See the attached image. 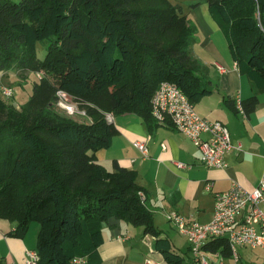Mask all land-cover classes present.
Segmentation results:
<instances>
[{
  "label": "trees",
  "instance_id": "trees-1",
  "mask_svg": "<svg viewBox=\"0 0 264 264\" xmlns=\"http://www.w3.org/2000/svg\"><path fill=\"white\" fill-rule=\"evenodd\" d=\"M203 1L252 83L242 108L224 102L250 115L264 91V0ZM39 42L47 43L44 59ZM195 42L196 27L170 0H0V71L39 74L23 104L0 92V222H13L10 235L18 238L40 224L36 264H75L78 257L102 264L98 250L111 219L144 227L168 264H185L155 226L137 172L117 160L109 171L96 153L120 133L109 114H136L153 125L152 98L163 81L194 104L212 93L192 54ZM60 90L79 101L88 120L57 108ZM205 247L232 256L227 238Z\"/></svg>",
  "mask_w": 264,
  "mask_h": 264
},
{
  "label": "crops",
  "instance_id": "crops-1",
  "mask_svg": "<svg viewBox=\"0 0 264 264\" xmlns=\"http://www.w3.org/2000/svg\"><path fill=\"white\" fill-rule=\"evenodd\" d=\"M195 22L199 27L196 35H200L196 43L201 48L199 53L192 54L200 62L201 74L212 90L197 103L196 111L209 120L222 121L229 129L232 143L241 145V151L235 148L229 151L224 168L208 167L200 159V150L173 123L155 121L151 126L138 115L127 113L112 115L120 133L109 149L96 153L105 166L111 163L114 169L117 160L121 166L137 172L155 226L171 239L177 252L190 259L189 264L194 262L190 244L168 220V213L177 211L188 220L209 222L215 211L216 192L226 191L234 183L252 190L264 172V91L259 93V103L250 115L229 108L224 100L242 102L253 94L252 83L232 59L226 36L210 12L196 17ZM218 65H223L226 71H220ZM136 141L147 142V155L135 146ZM177 162L186 167H179ZM208 182L213 184L209 190ZM159 214L166 217L167 224L159 222ZM14 228L15 224L9 220L0 222V264H26L27 250L36 248L38 230L34 240L28 234L25 238L10 235ZM103 235L104 242L98 250L102 264H144L148 258L156 264H168L155 249V237L145 233L142 226L111 219L104 224ZM183 240L186 244L182 246Z\"/></svg>",
  "mask_w": 264,
  "mask_h": 264
},
{
  "label": "built area",
  "instance_id": "built-area-1",
  "mask_svg": "<svg viewBox=\"0 0 264 264\" xmlns=\"http://www.w3.org/2000/svg\"><path fill=\"white\" fill-rule=\"evenodd\" d=\"M220 71L225 72L223 65H218ZM39 75V74H38ZM3 94L7 99L14 96L11 87H3ZM57 108L66 109L72 113L74 100L68 93L58 91ZM241 106V101L238 103ZM86 115V111H82ZM152 115L156 122L166 123L168 120L187 137L200 150V159L208 167L227 166L226 154L232 149L241 151V145L232 143L228 127L219 120L212 121L202 117L184 92L175 83L163 81L152 98ZM108 120L112 122L113 116L109 114ZM135 146L147 155L148 146L145 141H136ZM179 167H186L177 162ZM208 182L206 188H212ZM143 198L145 195L141 192ZM167 218L173 222L179 231L186 236L194 262L197 264H228L221 251H213L205 246L216 238H227L231 247V260L235 264L239 261V247L251 246L263 250L262 264H264V172L259 184L252 190H247L234 183L226 191L215 193V211L211 221L200 223L188 220L177 211L169 212ZM39 253L36 249L26 252V264H36ZM86 257L73 260L75 264H84ZM144 264H156L148 258Z\"/></svg>",
  "mask_w": 264,
  "mask_h": 264
},
{
  "label": "rangeland",
  "instance_id": "rangeland-1",
  "mask_svg": "<svg viewBox=\"0 0 264 264\" xmlns=\"http://www.w3.org/2000/svg\"><path fill=\"white\" fill-rule=\"evenodd\" d=\"M170 1L173 4L180 5V8L182 9V13L186 15L189 20L192 21L193 26H195L196 28H199V27L195 22V18L196 17L201 18L202 16H206L209 13L208 4L206 1H203L202 3L199 2L201 0H170ZM193 4H196V5L194 6ZM199 37L200 35H196L197 39H199ZM200 48L201 46L195 42L192 46V52L199 53ZM37 53L40 59L45 58L47 54V43L46 42L38 43ZM36 74L30 73V72L28 73L25 71H17V70L10 71V72L6 71L4 73L0 71V92L3 87H11L14 91L16 102L23 104L29 99L32 93V90H33L32 82L34 80H38L37 79L38 75L36 76ZM42 76H43V73H42ZM70 103L76 106L75 110L72 113L68 112L66 109L62 107H60V111L65 112V114L70 115L71 117H73L74 119L78 121H84V120L89 119L88 116L82 114V111H84V109H82V106L79 103V101L74 99L72 101L70 100ZM195 106L197 110V104H195ZM101 164L109 171L114 170L113 165L111 163L110 164L108 163L106 166L103 163ZM158 220L160 223H162V225L163 224L165 225L168 223L166 220V217L162 216L161 214L158 215ZM202 223H205V222H202ZM39 229H40V224L38 222H33L31 224L28 235L33 236L34 237L33 239L35 240L36 238L35 235L37 233V230L39 232ZM33 239H31V242ZM182 243H181L182 246L186 244L184 240ZM239 257L240 258L237 264H262L263 250L259 247L258 248H253L251 246L239 247ZM189 260L190 259H187L186 257L185 264H189L190 263ZM226 260L228 264H235L234 261L231 260L230 258L229 259L226 258Z\"/></svg>",
  "mask_w": 264,
  "mask_h": 264
},
{
  "label": "water",
  "instance_id": "water-1",
  "mask_svg": "<svg viewBox=\"0 0 264 264\" xmlns=\"http://www.w3.org/2000/svg\"><path fill=\"white\" fill-rule=\"evenodd\" d=\"M111 122V121H110Z\"/></svg>",
  "mask_w": 264,
  "mask_h": 264
}]
</instances>
